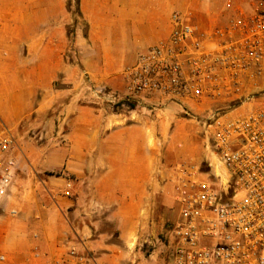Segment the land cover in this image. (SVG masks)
<instances>
[{"label": "crops", "instance_id": "0c3cea01", "mask_svg": "<svg viewBox=\"0 0 264 264\" xmlns=\"http://www.w3.org/2000/svg\"><path fill=\"white\" fill-rule=\"evenodd\" d=\"M236 1L245 4L249 0ZM0 3L3 11L11 13L10 19L1 13L0 46L8 31L13 43L22 41L23 31L34 62L25 71L26 80L21 81L16 67L0 56V77L11 76L17 87L11 96L18 95L20 101L14 109L10 97L12 112L7 121L11 130L16 133L30 115L47 114L56 104L60 107L50 119L57 121L56 138H48L34 153L23 143L24 161L18 159L16 178L0 211V264H61L70 244L80 250L84 246L93 254L103 252L87 264H111V245L104 241L115 232L97 233L100 222L123 237L129 220L122 212L133 206L141 210L156 201L161 189L157 173L167 176L179 162L201 164L206 158L197 145L183 137L191 124L177 116L176 104L172 105L177 113L165 108L170 128L166 133L168 148L162 153L155 142L150 143L147 117L140 115L134 123L130 121L135 113L95 107L86 95L88 80L123 92V69L169 35L173 12L190 13L205 23L222 15L225 0H78V20L86 32L79 39L77 27L73 44L67 35L70 16L65 0H48L34 16L32 0H26L24 6L16 0ZM23 7L27 10L24 22L18 16ZM76 45L79 63L71 65L65 52L75 54ZM26 81L30 83L28 95L24 93ZM145 108L149 107L142 110H148ZM154 129L161 133L160 123ZM162 130L165 132L166 126ZM67 182L72 185L69 198L62 196Z\"/></svg>", "mask_w": 264, "mask_h": 264}, {"label": "built area", "instance_id": "2783aa9c", "mask_svg": "<svg viewBox=\"0 0 264 264\" xmlns=\"http://www.w3.org/2000/svg\"><path fill=\"white\" fill-rule=\"evenodd\" d=\"M248 2L250 11L225 0L222 15L205 23L173 12L169 35L123 69V92L87 83L91 98L111 107L176 104L206 130L208 157L179 162L166 178L177 210L168 264H264V0ZM19 156L15 133L0 119V200ZM62 196L72 197L70 182ZM90 261L84 246L70 244L61 264Z\"/></svg>", "mask_w": 264, "mask_h": 264}, {"label": "rangeland", "instance_id": "374dc122", "mask_svg": "<svg viewBox=\"0 0 264 264\" xmlns=\"http://www.w3.org/2000/svg\"><path fill=\"white\" fill-rule=\"evenodd\" d=\"M1 1V0H0ZM5 1V0H4ZM11 1V0H10ZM19 2L21 6H24L26 0H16ZM33 1V16L36 11H41L42 6L48 0H32ZM66 7L69 12L70 21L67 26V35L70 39L71 43L74 42L75 30L78 27V36L79 39L83 37L85 34L86 28L83 24H80L78 17L76 16L75 8V0H65ZM1 4V3H0ZM243 8L247 11L249 9V2L242 4ZM26 7L23 9H18V16L21 17L22 21L27 20V10ZM30 9V7H28ZM0 12L4 15L5 19H10V12L7 10L3 11L0 6ZM38 14V13H37ZM35 19V18H34ZM39 18L37 19V21ZM10 21V20H9ZM75 31V32H74ZM72 32V33H71ZM22 41L19 43H13L12 37L6 35V41L4 45L0 46V56L2 61H9L17 72L18 78L26 80L25 71L29 70L28 68L34 63L30 59V54L28 52V48L23 41L25 37V32L22 31L20 34ZM38 39L40 35L36 36ZM77 50L75 54L70 50L65 52L64 58L71 65H78V52L79 46L76 45ZM26 90L24 93L26 95L29 94V81L25 82ZM58 85L57 82L54 83V88ZM17 87L13 81H11V76L9 77H0V119L10 127V123L7 121V117L12 112V105L10 104V97L14 101L13 108H18L20 106V102L17 101L18 95H12L14 91H16ZM86 95L90 96L89 90L86 91ZM40 96L38 91L37 97ZM90 99L95 103V107L101 108L104 110H111L114 113H135L131 118L130 122L137 123L139 122L140 115L143 117H147L149 120V139L150 143L155 142L161 149V152L167 150L168 141L166 139V133L169 131V114L165 110L167 108L171 112L177 113L176 106L169 104L159 110H150L152 108H145L148 110H142L143 106H136L135 104H131L127 107H111L109 104L102 102L97 99ZM184 107L189 110L191 114L196 113L195 105L191 102H186ZM59 105L56 104L54 106V110H51L49 113L44 115L33 114L28 116L24 121H22L18 125V130L15 135L17 141L21 148V156L19 159L24 157L23 143L27 145L28 149L34 153V151H38L41 146L45 145L48 138L51 139L57 137V133L59 128L57 127L56 122H50L55 115H57L59 110ZM157 113V115H155ZM139 115V117L137 116ZM177 116L188 120L187 128H185L183 132V137L189 139L194 145L198 146L201 152L204 154V159L208 157V151L206 149V130L203 128V124L199 119L193 118L191 116H186L181 113H177ZM154 119L156 122H152ZM160 123L161 133L154 129ZM163 126H166V131L163 132ZM50 131V133H48ZM161 136V137H159ZM184 140L181 141L183 143ZM185 144V142H184ZM189 159V158H188ZM22 161H24L22 159ZM168 176V175H167ZM166 175H162L157 173V184L161 186L160 194L156 197V201L152 204H146L143 209L138 210L135 206L131 207L130 210H124L123 217L128 218L129 226L127 227V234L123 237H120L119 231H114L112 228H106L104 223L100 222V226L96 227L95 230L97 233L99 231H111L115 232L114 235L110 237H106L104 243L111 245V250L108 251L109 262L111 264H168L170 261V229L171 224L177 219V210L176 206L173 203L171 186L166 181ZM165 187V188H164ZM64 189V188H63ZM4 198L0 200V211L4 202ZM16 215L12 216L15 217ZM96 217L103 218V215H95ZM136 217V218H135ZM135 218V219H133ZM113 230V231H112ZM103 243V242H102ZM103 243V244H104ZM103 252L91 253L94 257H98L102 255Z\"/></svg>", "mask_w": 264, "mask_h": 264}, {"label": "trees", "instance_id": "16d2710c", "mask_svg": "<svg viewBox=\"0 0 264 264\" xmlns=\"http://www.w3.org/2000/svg\"><path fill=\"white\" fill-rule=\"evenodd\" d=\"M75 4H76L75 12H76V16L78 17L79 16L78 0H75Z\"/></svg>", "mask_w": 264, "mask_h": 264}, {"label": "bare ground", "instance_id": "6f19581e", "mask_svg": "<svg viewBox=\"0 0 264 264\" xmlns=\"http://www.w3.org/2000/svg\"><path fill=\"white\" fill-rule=\"evenodd\" d=\"M20 97V96H19ZM20 102V101H19Z\"/></svg>", "mask_w": 264, "mask_h": 264}]
</instances>
